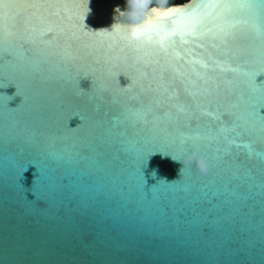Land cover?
I'll list each match as a JSON object with an SVG mask.
<instances>
[{
  "label": "water",
  "instance_id": "1",
  "mask_svg": "<svg viewBox=\"0 0 264 264\" xmlns=\"http://www.w3.org/2000/svg\"><path fill=\"white\" fill-rule=\"evenodd\" d=\"M262 4L0 0V264H264Z\"/></svg>",
  "mask_w": 264,
  "mask_h": 264
},
{
  "label": "snow or ice",
  "instance_id": "2",
  "mask_svg": "<svg viewBox=\"0 0 264 264\" xmlns=\"http://www.w3.org/2000/svg\"><path fill=\"white\" fill-rule=\"evenodd\" d=\"M235 5L231 3H218L214 5H201L196 4L191 9H177V8H171L167 10H159L157 8H152V13L155 14V19L153 17H149L148 20L141 26H138L133 29L131 36L133 38H139L143 36L149 43L153 39V33L157 37H159V43L163 44L164 41L170 37L174 36L177 31L181 28V21L184 20L186 17H192L195 16L197 11L201 7H219V8H231ZM242 7H248V8H255V5L252 4H246V5H240ZM261 8L264 9V4L261 5ZM171 18L173 23L176 25V28L169 29L165 23H163L164 20Z\"/></svg>",
  "mask_w": 264,
  "mask_h": 264
},
{
  "label": "flooded vegetation",
  "instance_id": "3",
  "mask_svg": "<svg viewBox=\"0 0 264 264\" xmlns=\"http://www.w3.org/2000/svg\"><path fill=\"white\" fill-rule=\"evenodd\" d=\"M143 1H146V2L158 1V2L163 3L165 5H169V4H172V3H183V2H186L187 0H143Z\"/></svg>",
  "mask_w": 264,
  "mask_h": 264
},
{
  "label": "clouds",
  "instance_id": "4",
  "mask_svg": "<svg viewBox=\"0 0 264 264\" xmlns=\"http://www.w3.org/2000/svg\"><path fill=\"white\" fill-rule=\"evenodd\" d=\"M172 159V158H171ZM172 160H174V161H179V162H181L182 163V167L178 170V176L180 177L181 176V173H182V170H183V167L185 166V163H184V161H180V160H175V159H172ZM189 163H191V161H189ZM154 173H155V171H153ZM160 180H163V181H165V182H169V183H171V182H174L175 180H173V181H167L166 179H160Z\"/></svg>",
  "mask_w": 264,
  "mask_h": 264
}]
</instances>
